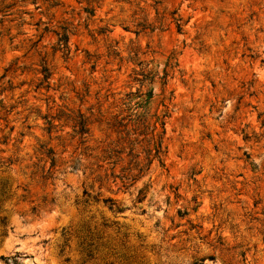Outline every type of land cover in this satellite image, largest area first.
<instances>
[{
  "label": "rangeland",
  "instance_id": "rangeland-1",
  "mask_svg": "<svg viewBox=\"0 0 264 264\" xmlns=\"http://www.w3.org/2000/svg\"><path fill=\"white\" fill-rule=\"evenodd\" d=\"M202 263L264 264V0H0V264Z\"/></svg>",
  "mask_w": 264,
  "mask_h": 264
},
{
  "label": "trees",
  "instance_id": "trees-1",
  "mask_svg": "<svg viewBox=\"0 0 264 264\" xmlns=\"http://www.w3.org/2000/svg\"><path fill=\"white\" fill-rule=\"evenodd\" d=\"M149 98H151V94ZM79 118L80 120H77L75 125V135L79 136L80 144L82 146H86L89 142L88 138L92 136L91 131L93 122L90 117H85L84 115H79ZM108 126V130H112V134H116V140L107 144L101 143V145H98L95 148L87 146L85 147V151L91 152L89 157L99 163L97 168L100 173L97 176L96 181L100 183L101 188H103L105 184H108L110 179H113L112 183H115L116 185L118 184V180H120L121 186L119 190L122 188L128 189L129 186L142 177L143 173L148 169V165L146 166L136 163L129 164L127 167H124L121 164L119 156L124 153V150L126 149L125 145L132 146L134 148L136 144L144 143V140L139 141L136 136H148L150 123L144 114H140L136 119L130 120L128 123H125L124 120H116V122L112 125L108 123ZM155 145H157L160 149L162 148L160 142H157ZM133 151L134 150L131 149L132 153ZM46 156L51 161V166L48 172L49 175L56 167L57 160L53 150H47ZM116 158L120 160L112 163L111 161L113 159L116 160ZM12 164L13 163L10 165ZM119 167L121 168V174L116 175L117 168ZM108 172L111 173L108 174ZM48 175L46 176L48 177ZM92 175H94V173H92ZM1 223L4 224V220H2Z\"/></svg>",
  "mask_w": 264,
  "mask_h": 264
}]
</instances>
